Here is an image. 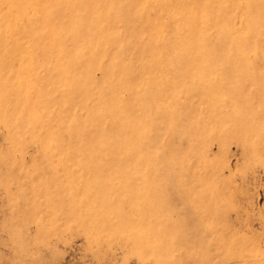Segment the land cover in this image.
Wrapping results in <instances>:
<instances>
[{
    "label": "rangeland",
    "instance_id": "rangeland-1",
    "mask_svg": "<svg viewBox=\"0 0 264 264\" xmlns=\"http://www.w3.org/2000/svg\"><path fill=\"white\" fill-rule=\"evenodd\" d=\"M0 264H264V0H0Z\"/></svg>",
    "mask_w": 264,
    "mask_h": 264
}]
</instances>
